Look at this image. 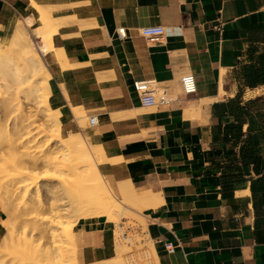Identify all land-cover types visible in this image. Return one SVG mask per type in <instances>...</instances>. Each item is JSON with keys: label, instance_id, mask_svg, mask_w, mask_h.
Instances as JSON below:
<instances>
[{"label": "crops", "instance_id": "1", "mask_svg": "<svg viewBox=\"0 0 264 264\" xmlns=\"http://www.w3.org/2000/svg\"><path fill=\"white\" fill-rule=\"evenodd\" d=\"M35 1L57 21L52 44L68 66L43 57L48 105L64 133L81 131L73 108L96 118L87 133L114 190L157 196L143 216L157 264H264V0ZM29 7L0 0V43ZM148 27L162 28L158 43L139 33ZM137 81L167 103L142 104ZM6 219L0 205V243ZM113 232L103 216L79 220L80 264L111 259Z\"/></svg>", "mask_w": 264, "mask_h": 264}, {"label": "bare ground", "instance_id": "2", "mask_svg": "<svg viewBox=\"0 0 264 264\" xmlns=\"http://www.w3.org/2000/svg\"><path fill=\"white\" fill-rule=\"evenodd\" d=\"M29 8H31V15H34L36 20H34L33 16L29 15L21 22L18 21L17 23H14L9 31L7 42L5 44L0 43V73L2 75V80L6 82L5 78H7V83L9 82L8 84L11 85V88L18 89L21 88L22 85L28 86L27 94H32L34 100H36L35 103L37 107L43 110L45 114L44 117L46 119V126L42 128L34 126L33 121H28L26 118H19L20 120L22 119V121H14L10 130L7 129L2 122H0V148L2 146L6 147L9 157V161L3 171L4 175L6 174L8 176H5L6 179L9 178V184L6 186L0 185V187L4 188L3 193H6L4 196L7 195V201L12 203L14 201V197L18 193L20 194L21 191L27 193L34 186L37 187V185H40L43 180H46L44 181L46 183H44L43 186L47 189V192L50 195V202L48 200L49 203H45L47 201L43 202L37 199V193H35L33 197L31 196L32 198L27 196L30 199L28 198L26 205V202L24 201V205L26 206L24 207L30 211L29 209L31 208H42L44 205H47L49 210L52 212L51 217H49V220H46V218L39 219L38 217L36 218L32 215L29 216L30 214L28 215L26 212L27 217H29L30 220L34 219V222L31 221L30 225L32 223L35 225V221L37 220H42V224L44 225L39 224L41 222H37L41 228L36 224L35 226L31 225L34 228L33 230L21 227V231L22 233L24 232V236H26L25 232L28 231L29 233L32 231H34V233L37 232L39 236L40 234L42 236L38 238H41L42 241L44 238H46V240L48 238L49 241L47 242L46 247L44 245L45 249H43L42 243V246L36 245V247H34L32 244V241H34L33 239L32 241L26 240L28 239V235L21 243L19 236L15 237L16 239H13L14 237L12 238L15 234L19 235V230L11 231L12 233L16 231V233H11L12 236L9 237L7 231L11 229V225L10 227L5 226V232L8 234L6 238H9L10 241L7 239L4 240H7L9 244V242H13V240L16 241L18 239L16 241L18 245L14 246L11 253L8 250L10 245L7 246V251L3 256L5 260L4 258L3 260H0V264H6L4 261H7L9 258V262L14 261L16 264H77L76 258H73L74 255L69 258V254L65 255L64 252L61 251L65 248L61 246L62 243H65L66 246L68 244H72L75 247L72 230L75 222L98 216L113 219L112 216H114V213L120 212V210L122 211V206L125 207L127 204H136L137 207L139 204L144 206L145 209L156 207L158 200L157 196L150 193V191L139 192L130 182H123L118 183L115 188L116 194L121 198L120 207L114 211L110 209L106 197L109 194H113L110 187L105 183L102 175L100 174L101 172L99 173L98 171V167H100L98 164L103 161L104 156L102 149L90 147L86 143L84 137L80 134L69 133L67 137H63L59 113L52 110L48 105L50 88L48 82L50 74L44 63L43 57L45 55L52 54L60 66L63 67V65L66 64V62H64L62 52L60 50H56L52 44V35L56 31L58 23L52 18L50 11L43 7V5L41 6L38 4L36 1L30 0ZM25 27L32 29V36L38 40L37 44H35L33 40L27 36V29ZM60 62H64V64L62 63L61 65ZM67 67L68 66H65L63 69ZM71 110L76 126L85 122L83 121L84 115H79L82 113V110L77 108H73ZM2 111L6 117H9L10 114L13 113L12 104L8 101H4L2 104ZM2 118H4V116H2ZM80 126L81 125H79V128ZM78 131L80 130L78 129ZM22 156H26L28 160L25 157L24 159L31 163V169L26 166L20 167L22 165L21 160H24L21 159L23 158ZM96 159H98V162ZM105 161L107 162L109 160L105 159ZM38 164L41 165L44 171L40 175L35 176L33 170L38 167L36 166ZM26 165H28V163H26ZM2 179L3 178H1L0 183L2 182ZM4 180L5 179H3V182ZM52 181L57 182L56 186L51 184ZM53 187H55V189H53ZM1 192L2 189L0 190V193ZM58 203L63 208H60L57 205ZM24 210L21 212L25 214ZM19 214L20 212L17 215H14V217L16 216L18 220H20L18 216H21V214ZM16 218L15 220H17ZM20 218H24V216L22 215ZM70 218H73V220L64 221V219ZM27 219L28 218H26V220ZM17 223H15V226H12V229L13 227H16L15 229H17V227L20 226L19 223L18 225ZM6 227H9L7 231ZM23 228L25 231H23ZM3 238H5V236H3ZM46 240H44L43 243H45ZM38 241L35 240L36 243ZM63 241H66L67 243ZM16 242L12 243V245L16 244ZM0 247L6 248V245L1 246L0 244ZM15 247H17V250ZM39 247H42V249ZM18 248L20 250H18ZM39 249L43 251L40 252ZM0 250L3 249L1 248ZM17 251L18 253L21 252L18 256H16ZM8 252L10 254H7ZM12 254L16 256V260L15 258L13 260ZM6 255L8 258L5 257ZM95 264L122 263L119 259L112 258Z\"/></svg>", "mask_w": 264, "mask_h": 264}, {"label": "rangeland", "instance_id": "3", "mask_svg": "<svg viewBox=\"0 0 264 264\" xmlns=\"http://www.w3.org/2000/svg\"><path fill=\"white\" fill-rule=\"evenodd\" d=\"M17 22H15V23H17ZM12 26H13V24H12ZM12 26H11V28H12ZM25 28L27 29V36L30 39H32L35 44H37L38 40H36L32 36V29L27 28V27H25ZM6 42H7V40L3 41L1 44H5ZM5 79H6V82L4 80H2V75L0 73V84H1L0 85V122H2L7 127V129H10V130H11L12 123L14 121L15 122H19V120H20L19 118H22V119L26 118L28 121H33L34 126H38V127H41V128L45 127L46 126L45 125L46 119L44 117L45 114H44L42 109H39L37 107V105L35 103L36 100H34L33 95L32 94H30V95L27 94L28 93L27 92V90H28L27 87L28 86L22 85L21 88H18V89L11 88V85L8 84L9 82L7 83V78H5ZM5 86H7V87H5ZM8 86H9V88H8ZM4 101H8L9 103L12 104V107H13V113L10 114L9 117L8 116L6 117L4 115V112L2 111V104L4 103ZM79 115L82 116L83 113H80ZM2 116H4V118H2ZM84 116H83V118H84L83 121H85V122L82 123V124H79V125H81L80 126L81 131L76 133V134H80L81 136H83L87 140V142L89 143L90 147H92V144H91V141H90V136L87 133V130L90 129V127H91L90 124H89V118L92 117V116H86L85 114H84ZM22 119L20 121H22ZM25 123H27V122H25ZM25 123H23V124H25ZM68 135H69V133L62 132V136L63 137H67ZM0 149H1L0 172L2 173L4 171V167L7 165V162L9 161V157H8V154H7L8 150H6V147L2 146ZM5 155H6V157H5ZM22 157L23 158H21V159H24V157L26 158V156H22ZM26 159L21 160L22 161L21 162L22 165L20 167L26 166V167L30 168L32 166V165H30L31 163H29V161H27L28 159L27 160ZM96 160L98 162V159H96ZM23 161H25V162H23ZM26 163H28V165H26ZM36 166H38V167H36ZM36 166L35 167L37 169L36 168L35 169L37 171L35 169L33 170V173H34L35 176L40 175L44 171V169L41 167V165L38 164ZM23 168H25V167H23ZM1 173H0V181H1V178L5 179L7 181L4 180V182H3V179H2V182L0 183V185L1 186H6V185L9 184V180H8L9 178L6 179L5 176H7V175L6 174L4 175V172H3L2 173L3 176H2ZM44 181H46V180H43L40 185H37V187L34 186L27 193H24L22 191H21L20 194L18 193L14 197V201L12 203L7 201L8 200V198L6 197L7 195L4 196V194H6V193H3V189L4 188L0 187V190L2 189V192L0 193V205H1V207L3 208V210L7 214V219L5 221H3L2 224H3V228L5 226H9L10 227V225H11V229H9V231H7L9 227H6V231L8 232L9 237L12 236V234L16 233L17 230H19L18 231V233L20 232L19 235L15 234L14 236H12V238L14 237L13 239H16L15 237L19 236V240H21V243H22V241H24V239H26V236L32 234V232H33V234L30 235L32 237L27 236L28 239H26V240H31L32 241V239H33L34 241H32L33 242L32 244L34 245V247H36V245H38V246L41 245L42 246V244H43V249H45V247L47 246V242L49 241L48 238H47V240H46V238H44V240H46V242L43 243L44 240L42 241L41 238H38V237L41 236V234L39 236L37 234V232L34 233V231L31 232V230H30L31 233H29V231H28L29 228L33 230L34 228L32 226H35L37 224V222L38 223L41 222L39 224H42L43 221L42 220H37V221H35L36 224L33 225L34 223H32L31 224L32 226H31L30 223H31V221L34 222V219L30 220V218L27 217L26 212L28 213V215L30 214L29 216L32 215L33 217H36V218L38 217L39 219H42V218L45 219L46 218V220L50 219L49 217H51L52 212L49 210V207L47 205H46L47 207L44 205V207H42V208H40V207L39 208L38 207L31 208V209H29L30 211H28V209L25 208L26 207L25 205L27 204L28 198L29 197L32 198L35 193H37V197H36L37 199H39V200H41L43 202L47 201L45 203H49L50 202V195L47 192V189H45L44 186H43V184L46 183ZM104 181L110 187V189L112 191L113 195L109 194L106 198H107L108 206L110 207L111 210L114 211L118 207H120L121 198L116 194V192H115L114 188L111 186V184L105 179H104ZM51 184L56 186L57 182L56 181H52ZM53 189H55V187H53ZM27 196H29V197H27ZM48 200H49V202H48ZM9 201H11V200H9ZM24 201L26 202L25 205H24ZM57 205L60 208H63L61 205H59V203ZM121 209H122V211L120 210V212L114 213V216H112L113 219H107V217H105L106 220H107V223L114 227V232H113L114 251H113V255L111 256V259H112V257H114L116 259H119L122 264H157V259H156V255H155V252H154V249H153V245H152V243L150 241H148L147 237L145 236L146 222H145L143 216L146 214V212H147V210L149 208H145L144 209V206L139 205V204L137 205V207H136V204H131V205L127 204V206H125V207L122 206ZM23 210H24L25 214L21 212ZM19 212H20L21 216L22 215L24 216V218H20L21 216H18L20 220H18L16 218V216L14 217V215H17ZM14 213H16V214H14ZM25 217L28 218L30 221L28 219H27L28 220L27 221ZM98 217H100V216H98ZM15 218L17 220H15ZM67 220L72 221L73 218L72 219L71 218L70 219H64V221H67ZM17 221H18L20 226H18L17 229H15L16 227H13V229H12V226H15V223H17ZM77 222H75L73 225H75ZM10 223H12V224H10ZM18 223H17V225H18ZM39 224H37V225H39ZM42 225H44V224H42ZM21 227H25L26 229H28V230H26L28 232H25L26 236H24V232L22 233V231H21L22 228ZM39 227L41 228L40 225H39ZM73 228H74V226H73ZM73 228H72V230H73ZM4 230H5V228H4ZM13 230H16V231L14 233H12L11 231H13ZM23 231H25L24 228H23ZM8 234L6 232L4 233L5 238H2V240L4 242L1 240L2 243H0L1 246L6 245V248L5 247H0V249L1 248L3 249V250H0V260H3V258H4L3 256L5 255L4 253L7 251V246L10 245L9 246L10 248L8 250L11 253V251L14 248V246L18 245L17 242H16L18 239L15 241V240H13L11 238L10 239L13 240V242L12 241L11 242L12 243L16 242V244L12 245L11 242H9V244H8L7 240H9V238H6L8 236ZM20 234H21V236H20ZM36 235H37V237H36ZM22 238H23V240H22ZM73 238H74V235H73ZM4 239H7V240L5 241ZM38 239H39L40 242L38 241ZM35 240H37L38 242L36 243ZM63 242H66V241H63ZM75 242H76L75 247L72 244H68L66 246L65 243H62L61 246L65 247V248H63L61 251L64 252L65 255L69 254L68 255V256H70L69 258H71V256L74 255L73 258L75 257L76 260H77V263L80 264V262H79V260L77 258L78 257L77 256L78 255V253H77V249H78V243L77 242L78 241H77L76 235H75ZM44 245H45V247H44ZM18 247H21V246H18ZM15 248L17 250V247H15ZM39 248L42 249V247H39ZM18 250H20V249L18 248ZM1 251H3V252H1ZM21 251H23V250H21ZM24 251H25V248H24ZM41 251H43V250H40V252ZM14 252H16V251H14ZM10 253L8 252L7 254H10ZM20 253H18V251H17V255L16 256L20 255ZM16 256H14V254H12L13 260H14V258L16 260ZM5 257L8 258L7 255ZM4 260H5V258H4ZM9 260H10V258L7 259V261H4V262H6V264H16L14 261H12V262L10 261L9 262ZM1 263H3V262H1Z\"/></svg>", "mask_w": 264, "mask_h": 264}, {"label": "built area", "instance_id": "4", "mask_svg": "<svg viewBox=\"0 0 264 264\" xmlns=\"http://www.w3.org/2000/svg\"><path fill=\"white\" fill-rule=\"evenodd\" d=\"M161 27H148L139 30V33L147 39L149 43H158L162 36ZM117 35L120 39L125 37L124 29L118 28ZM181 91L184 95H190L194 93V79L191 74H185L180 78ZM133 88L137 95L139 96L142 104L145 106H155L157 104H166L167 101L164 100L163 92H159L156 89L155 83L153 81H137L133 83ZM159 94V96H157ZM90 126L96 124V119L94 117L89 118ZM168 250L171 249L167 246Z\"/></svg>", "mask_w": 264, "mask_h": 264}, {"label": "trees", "instance_id": "5", "mask_svg": "<svg viewBox=\"0 0 264 264\" xmlns=\"http://www.w3.org/2000/svg\"><path fill=\"white\" fill-rule=\"evenodd\" d=\"M254 183V182H253ZM253 183H251V192H253L254 193V189H253Z\"/></svg>", "mask_w": 264, "mask_h": 264}]
</instances>
